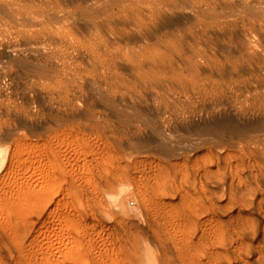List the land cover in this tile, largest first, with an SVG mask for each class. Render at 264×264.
I'll use <instances>...</instances> for the list:
<instances>
[{"label": "rangeland", "instance_id": "obj_1", "mask_svg": "<svg viewBox=\"0 0 264 264\" xmlns=\"http://www.w3.org/2000/svg\"><path fill=\"white\" fill-rule=\"evenodd\" d=\"M2 145L0 264H264V0H0Z\"/></svg>", "mask_w": 264, "mask_h": 264}, {"label": "clouds", "instance_id": "obj_2", "mask_svg": "<svg viewBox=\"0 0 264 264\" xmlns=\"http://www.w3.org/2000/svg\"><path fill=\"white\" fill-rule=\"evenodd\" d=\"M7 150H8V146L7 145L0 146V156H5ZM5 162H6V160H5ZM153 251L155 252L154 249H153ZM152 264H157V261H156L155 257H153V259H152Z\"/></svg>", "mask_w": 264, "mask_h": 264}, {"label": "bare ground", "instance_id": "obj_3", "mask_svg": "<svg viewBox=\"0 0 264 264\" xmlns=\"http://www.w3.org/2000/svg\"><path fill=\"white\" fill-rule=\"evenodd\" d=\"M180 1V0H179ZM189 2V1H188ZM126 8V7H125ZM156 8V7H155ZM190 9V8H189ZM195 10V9H194ZM198 12V11H197ZM163 15V14H162ZM158 17V16H157ZM195 18V17H194ZM153 19V18H152ZM139 21V20H138ZM159 24V23H158ZM4 29V28H3ZM25 29V28H24ZM10 30V29H9ZM130 73V72H129Z\"/></svg>", "mask_w": 264, "mask_h": 264}]
</instances>
